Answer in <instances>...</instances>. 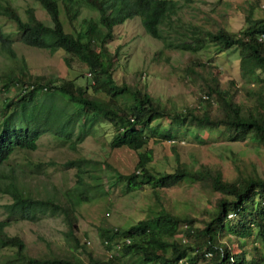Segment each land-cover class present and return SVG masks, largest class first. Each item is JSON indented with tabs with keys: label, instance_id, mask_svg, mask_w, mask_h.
I'll return each instance as SVG.
<instances>
[{
	"label": "trees",
	"instance_id": "16d2710c",
	"mask_svg": "<svg viewBox=\"0 0 264 264\" xmlns=\"http://www.w3.org/2000/svg\"><path fill=\"white\" fill-rule=\"evenodd\" d=\"M32 1L47 12L49 23L39 19L33 7L26 9L24 19L11 0H0V16L16 24L18 38L25 45L52 53L62 49L70 55L65 58L68 66L77 58L87 65L89 76L83 74L85 82L79 83L32 74L26 60L17 59L14 36L0 25V52L16 64L8 73H0V90L17 89L5 100L0 114V192L11 198L0 205L6 214L5 219L0 218V247L12 249L0 258V264H86L80 254L86 255L89 264H124L130 259L131 264H178L179 260L193 264L191 253L208 261L206 264H264V177L255 174L229 181L220 168L203 163L191 167L180 159L173 171H157L150 166L154 151L148 148L156 134L161 136L160 141L175 143L184 127L194 128L199 135L215 131L231 141L249 138L264 145V6L252 2L244 26L231 31L223 25L214 29L191 21L183 23L180 0ZM258 8L263 10L262 17L254 14ZM84 9L95 15L84 14ZM134 19L140 20L152 38L162 41L164 49L158 54L172 48L198 53L208 42L223 52L237 51L243 77L259 85L256 104L248 107L239 101L236 81L224 87L219 67L201 59L193 60L187 71L202 77L206 95L200 96L196 105L183 109L154 96L147 84L118 80L121 47L113 52L109 44L116 37V28ZM181 25L188 26L186 37L190 40L182 45L174 39ZM198 68L206 69L208 76L200 74ZM213 96L217 97V107ZM103 120L116 131L110 142L112 149L126 147L138 154L130 173L107 163L114 178L111 186L120 187L123 194L151 186L159 202V190L186 181L210 187L220 193V198L216 214L204 228L195 227L196 219L191 216L170 213L160 202L153 217L139 219L129 227H101L100 236L108 253L97 257L76 235L75 213L78 205L94 198L89 192L106 191L105 173H95L98 181L89 182L83 164L92 161L84 157L67 161L64 166L76 169L77 182L66 191L68 203H63L33 192L25 182L20 183L14 171L6 174L1 168L17 151H36L39 139L46 134L77 151L96 123ZM159 120L168 121L171 127L156 124ZM36 168L31 172L43 173L41 164ZM230 213L236 217L229 218ZM60 215L68 224L67 236L74 241L64 252L30 255L26 241L19 235H9L6 229L15 222H38ZM251 237L256 240L250 242ZM208 252H212L211 258L206 257Z\"/></svg>",
	"mask_w": 264,
	"mask_h": 264
},
{
	"label": "rangeland",
	"instance_id": "374dc122",
	"mask_svg": "<svg viewBox=\"0 0 264 264\" xmlns=\"http://www.w3.org/2000/svg\"><path fill=\"white\" fill-rule=\"evenodd\" d=\"M180 1L183 6L179 14L183 23L191 21L214 29L223 25L231 31H238L244 26L245 14L252 2L261 4L262 8L264 6V0ZM11 2L24 19L27 15L26 9L33 7L39 19L46 23L50 22V17L40 4L32 0H11ZM83 12L86 15H95L88 9H84ZM254 14L256 17H262L263 10L258 8ZM62 16L66 20L64 13ZM0 25L14 36L13 47L16 50L17 59L19 61L25 59L32 74L75 79L79 83L85 82L83 74L89 76L87 65L77 58H73L71 67L68 66L65 58L70 55L64 50L52 53L25 45L18 38L16 24L4 16H0ZM66 26L70 29L68 22ZM181 26L179 33L174 34L176 43L180 45L189 40L186 37L189 33L186 30L188 26ZM115 33L116 37L109 45L113 52L119 46L121 47V64L116 72L118 80H125L129 84H147L154 96L160 97L169 105L183 109L196 105L199 97L206 95L204 92L206 86L202 77L187 71L193 64V60L201 59L219 67L220 79L224 87H228L232 80L236 81V87L239 88V101L248 107L256 104L255 92L259 85L243 77L237 51L223 52L218 46L208 42L198 53L182 48H172L165 49L164 54H158L161 49H164L162 41L147 34L139 19L130 20L118 26ZM15 67V62L0 52V73ZM198 71L208 76L206 69L198 68ZM16 91V88H11L9 91L0 90V114L5 100L13 97ZM213 99L217 107V97L213 96ZM155 123L171 127L166 120ZM184 128L185 131L179 130L176 139L178 141L175 143L167 140L160 141L161 136L157 134L151 140L148 148L154 151V160L150 164L154 170L173 171L180 159L191 167H198L203 163L220 168L229 181L255 174L264 177V145L259 141L249 138L231 141L215 131L199 135L194 128ZM115 134L116 131L111 123L100 121L93 127L91 134L78 145L77 151L60 144L52 134H46L39 139V147L36 151H17L1 168L6 174L14 171L20 183L25 182L33 192L48 197L53 196L63 203H68L66 191L77 182L76 169L64 166L67 161L80 157L92 161L93 163L83 164V167L88 170L84 174L85 180L89 182L98 181L94 176L95 173H105L103 185L106 191L103 194L89 192L94 198L78 205L75 213L76 235L80 237L81 243L85 244L86 248L93 251L97 257L107 255L106 246L100 236L101 227H129L139 219L153 217L160 208V202L170 213L181 217L191 216L196 219L195 227L204 228L206 221H210L216 214V204L220 198V193L210 187L186 181L172 188L159 190V202L151 186L129 194H123L120 187L111 186L114 178H112L111 168L106 166L107 163L123 173H130L138 161L136 151L126 147L118 149L110 147ZM38 164L42 165L43 173L31 172ZM10 200L7 194L0 192V205ZM231 214L229 218L236 217L235 213ZM0 218H6L1 207ZM6 229L9 235L21 236L26 241L28 253L33 256L64 252L74 245V241L66 234L69 228L62 215L45 217L38 222L19 221ZM232 240L235 241V237H232ZM254 240H256L255 237L249 239L250 242ZM258 244L261 242L258 241ZM10 253H12L11 248L0 247V258ZM80 255L85 259L86 264H89L86 255ZM191 257L194 259L193 264L208 262L196 257L195 253H191ZM130 261L131 259L124 264H131Z\"/></svg>",
	"mask_w": 264,
	"mask_h": 264
},
{
	"label": "built area",
	"instance_id": "2783aa9c",
	"mask_svg": "<svg viewBox=\"0 0 264 264\" xmlns=\"http://www.w3.org/2000/svg\"><path fill=\"white\" fill-rule=\"evenodd\" d=\"M231 214V213H230ZM231 215H233V213L231 214ZM186 227V226H185ZM187 239L186 238H184V241H186ZM128 242H129V240H127ZM106 243H108V241H106ZM107 253H108V251H107ZM112 253V252H111ZM213 256V254H212V252H208V253H206V257H208V258H211ZM185 262H184V260H179V262H178V264H184Z\"/></svg>",
	"mask_w": 264,
	"mask_h": 264
}]
</instances>
